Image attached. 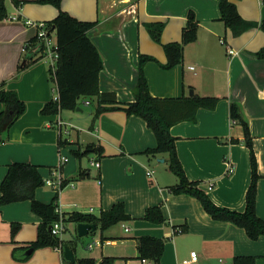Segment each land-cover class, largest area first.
<instances>
[{
	"label": "crops",
	"instance_id": "crops-1",
	"mask_svg": "<svg viewBox=\"0 0 264 264\" xmlns=\"http://www.w3.org/2000/svg\"><path fill=\"white\" fill-rule=\"evenodd\" d=\"M19 1L16 5L5 0L8 16L0 21V92H16L26 109L0 143V185L11 164H31L44 181L64 183L57 193L38 188L36 199L49 204L57 198V210L66 219L73 213L100 217L118 203H124L131 219L104 231L95 224V231L83 238L77 230L82 222L64 221L59 238L74 252L73 263L64 257L65 247H30L42 222L30 201L4 205L0 264H75L84 259L100 264L104 258H114L115 264H143L138 250L142 236L165 240L161 264H182L194 251L198 260L193 264H233L240 256L256 257V264H264V236L253 241L244 229L214 220L195 197L172 193L179 180L169 169L167 155L145 154L157 146V139L144 119L117 109L102 113L93 124L97 97L83 98L75 110L42 114L58 96L48 60L18 69L27 44L38 34V24L54 20L59 10L36 0ZM234 2L244 19L264 22V0ZM219 4V0H63L62 9L81 21L97 22L89 37L104 64L100 91L114 93L118 106L135 101L141 54L158 60L144 66L153 97L220 99L214 110L200 109L196 121L179 123L171 132L178 139L177 154L188 179L200 182L216 205L244 212L252 168L243 126L231 117L232 103L240 106L253 138L260 175L257 213L264 220V59L255 55L264 47V31L255 27L234 37L221 19ZM190 12L199 22L197 40L185 47L181 64L164 70L160 66L167 63L164 48L145 25L164 23L162 43L180 42ZM77 151L87 153L79 157ZM81 174L86 177L78 179ZM152 207L161 208L165 223L144 219ZM15 224L19 228L12 234Z\"/></svg>",
	"mask_w": 264,
	"mask_h": 264
},
{
	"label": "trees",
	"instance_id": "trees-1",
	"mask_svg": "<svg viewBox=\"0 0 264 264\" xmlns=\"http://www.w3.org/2000/svg\"><path fill=\"white\" fill-rule=\"evenodd\" d=\"M221 19L229 28L234 37H239L246 31L260 27L264 31V22H256L244 19L234 0H219ZM16 5L19 0H12ZM63 0H36L40 5H52L59 10L58 16L45 23L48 34L56 36L59 58L53 69L50 66V78L55 83L58 96L43 108V115L59 114L65 110H75L80 100L98 98V106L93 118V124L99 116L107 111L117 109L124 110L128 116H137L147 122L148 127L155 133L157 146L145 152L148 156L167 155L169 169L178 177V184L171 188L173 194H187L198 199L204 210L216 221L229 222L244 229L248 237L259 240L264 236V220L257 213L258 162L254 152L253 138L248 122L244 119L242 110L237 103L231 105V117L234 122H239L244 129L245 143L251 153L252 181L247 192L246 209L237 212L216 205L208 194L201 189L200 182L191 181L186 176L183 165L178 157L177 138L172 135L173 126L185 122L196 121L200 109L214 110L218 103L217 97H191L162 99L153 97L150 93L148 80L144 72V66L150 61L158 62L152 56L141 54L138 63V82L134 90L135 101L118 106L114 93H102L100 91V73L104 68L102 57L89 37V32L96 27L97 22H86L77 19L62 9ZM5 0H0V21L7 18ZM152 39L162 44L167 56V63L160 66L164 70H170L181 64L184 60V50L188 44L197 40L199 22L193 12H190L183 28L182 41L163 44L162 33L164 23H147L145 25ZM43 42L36 36L26 46V55L20 64L21 72L32 64L44 59ZM259 59H264V47L255 53ZM0 102L3 109L0 111V143L5 141L4 136L10 131L17 119L25 111V104L20 100L16 92L2 90ZM12 112V113H9ZM92 124V129L94 128ZM87 152H85L86 154ZM76 156H84L79 151ZM81 174L78 179H84ZM38 167L13 163L9 166L8 173L0 185V207L11 203L30 201L34 213L42 218L39 225L38 238L30 244L33 250L44 247L64 248L65 243L51 232V226L60 218L58 214L57 198L51 203H43L36 199V190L44 186ZM65 218V216H64ZM131 217L127 214L124 203L116 204L111 210L103 212L100 217H90L73 213L65 218V221L88 222L100 226L102 231L120 222L128 221ZM145 220L154 224H163L166 218L160 207H152L146 211ZM19 225L12 227L15 234ZM165 240L153 236H142L138 239L140 258L150 260L153 264H161L164 254ZM67 262V261H66ZM69 263V262H68ZM75 264H96L93 259L78 260ZM100 264H115L114 258H104ZM233 264H256V257H236Z\"/></svg>",
	"mask_w": 264,
	"mask_h": 264
},
{
	"label": "built area",
	"instance_id": "built-area-1",
	"mask_svg": "<svg viewBox=\"0 0 264 264\" xmlns=\"http://www.w3.org/2000/svg\"><path fill=\"white\" fill-rule=\"evenodd\" d=\"M38 27H39V31H38L37 36H38V39L41 42H43L44 59H47L50 66L54 69L56 66V62L59 58L56 40L54 39V37H52L48 34V30L45 26V23H39ZM230 53L234 54L233 51H231ZM87 104H89V102H87ZM67 161H68L67 158H63L64 163H66ZM91 164L97 168L101 167V163L99 161H92ZM232 171L233 170H231V172ZM46 184L49 187H52L53 189H55L57 192H60L61 189L64 187V183L61 181V179H58L57 181H55L54 179L50 178L46 181ZM208 188L211 189L212 187L209 186ZM57 211H58L60 218L51 226V232L55 236L60 237L65 230V227H64L65 218L60 213L59 210H57ZM197 260H198V254L196 251H194L191 253V258L188 260H185L182 264H193V262H195ZM143 264H152V262L150 260L143 259Z\"/></svg>",
	"mask_w": 264,
	"mask_h": 264
},
{
	"label": "water",
	"instance_id": "water-1",
	"mask_svg": "<svg viewBox=\"0 0 264 264\" xmlns=\"http://www.w3.org/2000/svg\"><path fill=\"white\" fill-rule=\"evenodd\" d=\"M9 113H12V112H9ZM95 229H96V225L95 224L83 223L82 222V223H79L77 225L78 236L80 238H83V237L89 235V233L92 232V231L94 232ZM64 257H65L66 260H68L70 262H73V263L75 262V254L68 246H65V248H64Z\"/></svg>",
	"mask_w": 264,
	"mask_h": 264
},
{
	"label": "rangeland",
	"instance_id": "rangeland-1",
	"mask_svg": "<svg viewBox=\"0 0 264 264\" xmlns=\"http://www.w3.org/2000/svg\"><path fill=\"white\" fill-rule=\"evenodd\" d=\"M87 109H88L87 111H89L90 108H87ZM91 109H92V108H91ZM86 162H87V161H86ZM46 181H47V180H46ZM46 181H45L44 186H45L46 188L51 189V190H50L51 192H55V193H57V191H56L55 189H53L52 187H49V186L46 184ZM44 186H43V187H44ZM68 228H69V230H71V231L73 230V233H74V229H73V226H72L71 224L68 225ZM83 243H85V241H84ZM82 246H83V245H82ZM85 246H86V245H85Z\"/></svg>",
	"mask_w": 264,
	"mask_h": 264
}]
</instances>
